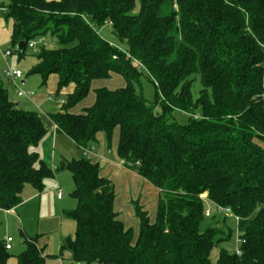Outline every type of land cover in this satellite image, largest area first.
Segmentation results:
<instances>
[{"label":"trees","instance_id":"obj_1","mask_svg":"<svg viewBox=\"0 0 264 264\" xmlns=\"http://www.w3.org/2000/svg\"><path fill=\"white\" fill-rule=\"evenodd\" d=\"M4 7L19 56L46 34L59 42L39 44L30 71L42 84L57 76L54 96L65 100L49 113L56 128L85 151L97 133L109 142L117 129L119 159L158 189L152 217L136 206L134 238L98 163L85 151L66 161L76 204L63 214L75 231L61 238L59 256L68 251L85 264H264V0H8ZM106 22L125 51L98 33ZM112 74L125 84L97 88L91 106L72 111L93 80ZM142 74L154 85V103L135 89ZM175 111L188 121L171 120ZM45 133L41 116L0 86V210L22 202L25 184L41 191L52 176L32 150ZM204 193L238 217L239 253L221 249L212 261L213 246L230 232L219 222L202 228L211 217ZM23 238L17 264H47L52 256L44 255L40 235ZM10 256L0 238V264Z\"/></svg>","mask_w":264,"mask_h":264},{"label":"crops","instance_id":"obj_2","mask_svg":"<svg viewBox=\"0 0 264 264\" xmlns=\"http://www.w3.org/2000/svg\"><path fill=\"white\" fill-rule=\"evenodd\" d=\"M5 1L6 0H0V46L10 43V36L12 31V20H6L4 17ZM3 53L4 51L0 53V60H4V65H0V86L4 87L7 90V84L11 85L15 96H12L13 98L9 97V93L7 90L9 99L14 102L17 106L25 110L36 111L35 108H40L42 104L46 103L47 101L50 102L52 106H54L50 109V112H47L43 116L40 112L36 111L41 116L44 122V125L46 127V133L41 139V141L36 146L32 147V150L38 153L40 160L48 168H50V170L52 171V176L44 180V188L41 191L36 190L33 186H29V184H25L21 192L22 202L14 208L2 209L0 210V212H3L5 215L20 218V216L22 215L21 209H23L24 206L28 203L34 202L35 200H38L39 203L42 202V193L46 190L52 195L55 204H59L60 207L58 216H61L62 220L63 218H66L63 214V211L68 209L66 205H63L61 203L64 199L63 190L65 188V185H67L64 180H67V177L71 178L70 172L67 169L62 168V165L69 160L67 158L69 151H73V154L76 153L77 158H79L84 155L85 150H82L68 135L57 129L56 125L53 123L49 116V113L58 111L61 108L63 101L65 100L64 96H54V90L57 84V76L51 75L52 80L48 82L50 89H48L47 85L44 84V87H40L38 93L34 94L31 98H27L25 96H18L16 94L14 83L4 77V70L7 67L18 68V62L13 59L8 61V57H10L11 55L4 57ZM26 83L27 78L23 74L22 78L19 80V85L21 89ZM124 84V79L117 74H112L108 79L93 80L91 82L90 91L88 95L83 100H81L72 109V111L75 113H80L84 108L91 106L94 102L95 90L97 88L105 87L108 89H115L123 86ZM72 89L73 86L69 85L67 88H65L64 92H70ZM55 99H59V103ZM96 137L97 138L95 144H92L89 149L85 151L87 152L86 156L98 163L100 168V174L111 180L114 186V190L116 192L117 185H119V187L125 188V198L122 197V200L118 198V195H116L115 192L114 208L115 211L118 213L119 218L123 221L124 225L132 229L133 236L135 238L139 230V221L136 216V206L139 205L143 210L148 212V215L152 217L155 211L156 202L158 198V189L154 187L151 183L146 181L144 178H142L136 171L127 168L123 164L122 160L119 159L116 154V146L118 142L117 129L114 130L112 138L109 142H107L106 136L103 132L97 133ZM58 189H60L59 198L57 197ZM204 194L206 196V193ZM124 202L126 204V211L120 209V206L124 205ZM118 205L120 208L118 207ZM7 236L9 235L5 236L1 234L0 238L5 239ZM61 238L62 236L60 237V240ZM38 242L40 246L44 247V255H50L51 253H49L50 250L48 249L46 240L40 237ZM14 246L15 241L12 237V248L10 250H13ZM21 248L19 247L16 252H18ZM64 253L62 254V256H64ZM66 255L67 257L71 258L69 252ZM6 264H17L15 255L10 256Z\"/></svg>","mask_w":264,"mask_h":264},{"label":"rangeland","instance_id":"obj_3","mask_svg":"<svg viewBox=\"0 0 264 264\" xmlns=\"http://www.w3.org/2000/svg\"><path fill=\"white\" fill-rule=\"evenodd\" d=\"M7 2L8 1L6 0L5 5L7 4ZM97 31L111 45H114L123 51L126 50L125 43L121 42L113 34L110 23L106 22L104 25L97 27ZM41 44L45 45L46 47L52 48L59 46V42L56 40L55 37L51 36L50 34H46L42 37ZM5 50H11L12 54L10 57H8V61H10L11 59L17 61L18 68L16 69H19L27 78V83L22 87V90L31 92L33 95L37 94L40 87H44V84H42V79L39 74H30L31 69L35 66L37 62L36 52L33 51V49L31 48H27L25 54L23 56H19L18 53L15 51V48L12 47L10 43L0 46V53ZM3 62L4 60L1 59L0 65H4ZM50 80H52V76L46 83L48 89H50L48 83L50 82ZM134 86L138 93H141L149 102L154 103L155 88L154 85L148 80L145 74H142L140 76L139 81L134 82ZM199 87L200 82L199 78L197 77L196 81L193 83L192 86V94L194 97L197 96V91ZM7 90L9 93V97L15 96L11 85L7 84ZM57 101L59 103V99ZM53 106L50 102L47 101L46 103H43L40 108H35V106L34 108L43 116L47 112H50V109ZM195 113L198 114L199 111L196 110ZM188 119L189 115L186 112L175 111L171 120L177 121L179 123H186ZM258 143L262 147H264V141H260ZM67 158L69 160L72 158L75 159L77 158V154H73V151H69ZM64 182H66L67 185H65V188L63 190L64 199L61 203L63 205H66L68 209H71L76 204L75 199L70 195V192L72 191L74 185L72 179L68 177L67 180H64ZM29 186L31 185L29 184ZM124 193L125 188L119 187V185H117L116 195H118V198L120 200L123 199L122 197L125 198ZM42 196V202L39 203L38 200H35L34 202L25 205L24 208L21 209L22 215L20 214V218L5 215L3 212H0V235H9L10 237H13L15 241V246L13 250H10V253L12 255H17V253H20L24 249L23 237L25 235L31 236L36 234L40 235V237L46 240L48 249L50 250L49 253H51L50 255L52 257L48 258L47 264H61V262L62 264H85L76 263L71 258L67 257V251H65L64 256H59L60 237L62 236L63 238L65 236H72L75 231V223L72 219L67 217L61 220V216H58L60 206L57 203L55 204L52 195L48 191H43ZM120 207L119 208L121 210L123 209V211L127 210L125 202L124 205ZM204 207L205 210L209 209L211 211V217H204V221L201 224L202 228L219 222L224 231V234H228L230 232V236L228 239L220 241L219 243L215 244L212 248L210 257L212 261H216L219 251L221 249H225L229 252H236V250L240 247V240L238 242L237 234V221L233 217L226 215L224 211H219L217 206L208 200H204ZM19 247H22L23 249L21 248L18 252H16ZM91 264L98 263L94 262Z\"/></svg>","mask_w":264,"mask_h":264},{"label":"built area","instance_id":"obj_4","mask_svg":"<svg viewBox=\"0 0 264 264\" xmlns=\"http://www.w3.org/2000/svg\"><path fill=\"white\" fill-rule=\"evenodd\" d=\"M41 42H42L41 37H38L36 39H32L28 42V48L33 49V51H35L37 53L39 51V44H41ZM11 54H12L11 50H5L3 53V56L5 57V56H9ZM22 76H23V73L19 69L7 67L4 70V77L7 80L12 81L14 83L16 94L18 96H25L27 98H31L33 94L31 92H27V91L22 90L20 85H19V80L22 78ZM57 197L58 198L60 197V189H58ZM201 197L204 200H206L205 194H203ZM217 208L219 211H224L226 213V215H229V216L233 217L235 220H238V217L236 215H234L229 208H227V207L224 208V207H220V206H217ZM204 214L206 216H210L211 211L209 209H207V210H205ZM239 240L240 239L238 237V242H239ZM4 245H5V248L7 250H10L12 248V237H10V236L6 237L4 239ZM236 252L239 253V250L237 249Z\"/></svg>","mask_w":264,"mask_h":264},{"label":"water","instance_id":"obj_5","mask_svg":"<svg viewBox=\"0 0 264 264\" xmlns=\"http://www.w3.org/2000/svg\"><path fill=\"white\" fill-rule=\"evenodd\" d=\"M23 46H24V42H23V41H20V42L18 43V48L21 49Z\"/></svg>","mask_w":264,"mask_h":264}]
</instances>
